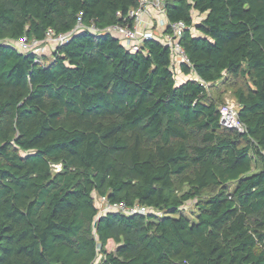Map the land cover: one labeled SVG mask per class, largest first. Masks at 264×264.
<instances>
[{"label": "trees", "instance_id": "trees-1", "mask_svg": "<svg viewBox=\"0 0 264 264\" xmlns=\"http://www.w3.org/2000/svg\"><path fill=\"white\" fill-rule=\"evenodd\" d=\"M139 1L0 0V264H264V0H164L179 66L90 30ZM80 18L51 58L8 43ZM226 81L244 132L220 124Z\"/></svg>", "mask_w": 264, "mask_h": 264}, {"label": "built area", "instance_id": "built-area-1", "mask_svg": "<svg viewBox=\"0 0 264 264\" xmlns=\"http://www.w3.org/2000/svg\"><path fill=\"white\" fill-rule=\"evenodd\" d=\"M128 18L131 19V23L126 26L113 25L106 29H98L93 26L90 30L96 34L106 33L120 39L123 45L132 52L139 51L146 40H158L171 48L178 66L182 63L191 65L180 43L181 37L188 26L183 21L173 24L168 23L164 0H140L138 6L129 11ZM168 26L171 27L170 32H166ZM81 30H86V27L80 18L74 32L56 34L54 30L50 29L43 40L29 39L27 36H23L17 41L8 43L15 46L19 52H31L40 57L46 54L44 49L53 47L55 51L59 46L66 44L73 33ZM202 84L205 83L202 81ZM205 86L207 85L205 84ZM238 111L239 107L236 102H226L220 110V124L223 127L244 132L245 126L239 120ZM100 201L103 202L102 214L122 212L126 215H148L152 212L147 206L139 203L132 206L125 203H110L105 197Z\"/></svg>", "mask_w": 264, "mask_h": 264}, {"label": "rangeland", "instance_id": "rangeland-1", "mask_svg": "<svg viewBox=\"0 0 264 264\" xmlns=\"http://www.w3.org/2000/svg\"><path fill=\"white\" fill-rule=\"evenodd\" d=\"M44 53H46V56L48 57V58H51V56H52V54H53V51H54V48L52 47V48H46V49H44ZM179 78H178V80H179V82H181V81H184V79H186V78H183V79H181V77L180 76H178ZM188 77V76H187ZM189 78V77H188ZM187 78V79H188ZM224 83V84H223ZM223 83H220V84H218V86L217 87H215L213 90H212V92H213V94L217 97V96H223L224 97V99H225V101L226 102H236L237 103V101L234 99V97L232 96V88H231V84H230V82L228 81V83H227V81L226 82H223ZM234 185V184H233ZM96 204L100 207V211L102 212L103 211V202L102 201H100L99 199H97L96 200ZM186 210L187 211H190V210H193L194 209V205L192 204V203H189L186 207ZM110 248V250L111 251H115L116 250V248H117V246H116V244L115 245H110L109 246Z\"/></svg>", "mask_w": 264, "mask_h": 264}, {"label": "crops", "instance_id": "crops-1", "mask_svg": "<svg viewBox=\"0 0 264 264\" xmlns=\"http://www.w3.org/2000/svg\"><path fill=\"white\" fill-rule=\"evenodd\" d=\"M180 77H181V79L186 78L184 80H187V78H188L187 76H184L183 74H181Z\"/></svg>", "mask_w": 264, "mask_h": 264}]
</instances>
